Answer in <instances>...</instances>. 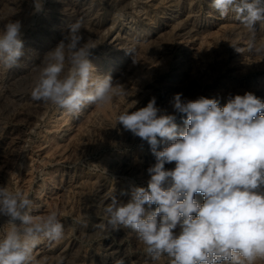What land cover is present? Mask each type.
<instances>
[{
	"label": "rangeland",
	"instance_id": "obj_1",
	"mask_svg": "<svg viewBox=\"0 0 264 264\" xmlns=\"http://www.w3.org/2000/svg\"><path fill=\"white\" fill-rule=\"evenodd\" d=\"M212 0H0V28L19 20L24 55L8 68L0 61V186L34 202L35 218L55 211L65 237H41L39 264H153L136 233L114 230L104 208L130 186H147L155 157L147 142L125 131L117 116L156 98L172 114L174 94L183 99L220 98L252 92L264 101V21L250 31L235 13ZM80 21L83 42L96 46L91 62L111 75L127 95L70 114L32 99L44 56ZM133 37V38H132ZM253 44V48L249 45ZM137 102V103H136ZM183 129V117L177 114ZM162 147L158 150H162ZM175 167V162L166 164ZM196 198L202 202L203 197ZM0 217V235L9 226ZM159 264H172L162 257ZM264 264V260L257 261Z\"/></svg>",
	"mask_w": 264,
	"mask_h": 264
},
{
	"label": "clouds",
	"instance_id": "obj_2",
	"mask_svg": "<svg viewBox=\"0 0 264 264\" xmlns=\"http://www.w3.org/2000/svg\"><path fill=\"white\" fill-rule=\"evenodd\" d=\"M42 7L43 0H33L34 11ZM211 7L221 16L235 13L252 32L264 21V0H212ZM81 29L80 21L70 24L65 38L44 56L31 92L33 100L70 114L127 95L111 75L97 74L90 60L96 46L82 43ZM22 35L19 20L0 28V61L8 68L24 55ZM182 96L176 93L170 101L172 114L159 108L155 97L118 114L125 131L147 142L155 163L147 169L146 187L122 191L127 200L111 197L106 221L114 230L135 232L153 264L164 256L172 264H257L264 260V101L252 92L229 95L223 106L220 98ZM173 162L174 168L165 167ZM33 209L22 191L0 186V217L9 226L0 235V264H39L34 249L40 238L64 239L57 212L35 218ZM55 264H65V258Z\"/></svg>",
	"mask_w": 264,
	"mask_h": 264
},
{
	"label": "bare ground",
	"instance_id": "obj_3",
	"mask_svg": "<svg viewBox=\"0 0 264 264\" xmlns=\"http://www.w3.org/2000/svg\"><path fill=\"white\" fill-rule=\"evenodd\" d=\"M133 38V37H132Z\"/></svg>",
	"mask_w": 264,
	"mask_h": 264
}]
</instances>
